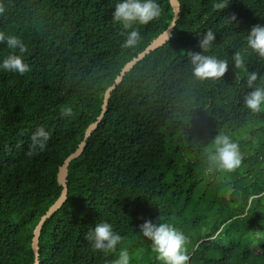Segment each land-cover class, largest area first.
I'll return each mask as SVG.
<instances>
[{
  "label": "trees",
  "instance_id": "obj_1",
  "mask_svg": "<svg viewBox=\"0 0 264 264\" xmlns=\"http://www.w3.org/2000/svg\"><path fill=\"white\" fill-rule=\"evenodd\" d=\"M166 44L150 52L111 91L106 112L67 168L65 202L38 237L39 264H112L122 248L130 264H159L139 234L145 220H168L187 239L186 264H264V111L242 107L247 74L264 87V59L244 35L264 24V0H178ZM115 0H0V32L26 45L23 75L0 71V264H33L32 232L61 192L58 169L99 115L105 90L121 68L171 23L160 16L135 25L125 46L112 19ZM235 19H232V17ZM212 30L206 55L228 60L218 79L193 76L188 52ZM240 52L245 70L234 69ZM8 49L0 44V57ZM71 107L62 117L60 109ZM49 133L43 152H29L36 128ZM227 134L240 145L239 169L207 171L206 151ZM113 225L116 250L85 239L95 223Z\"/></svg>",
  "mask_w": 264,
  "mask_h": 264
},
{
  "label": "clouds",
  "instance_id": "obj_2",
  "mask_svg": "<svg viewBox=\"0 0 264 264\" xmlns=\"http://www.w3.org/2000/svg\"><path fill=\"white\" fill-rule=\"evenodd\" d=\"M214 8L223 9L225 0H218ZM161 9L157 0H115L112 11L113 21L124 30V45L133 46L139 38L135 25H144L160 16ZM232 19H235L233 16ZM174 23V22H173ZM215 39L212 30H207L199 36V52H188L189 62L192 65V74L195 78L218 79L228 71V60L220 59L215 55L204 54L209 51ZM245 47L261 59H264V24L252 26L244 35ZM0 44L7 49V55L0 57V71L23 75L30 70L25 61L26 45L16 35L0 32ZM234 69L245 70V59L240 52H234L231 57ZM256 73L247 74L245 87L250 89L242 93V107L250 113L264 111V87L253 86ZM62 117L71 116V107L60 109ZM49 141V133L43 127H38L30 136L29 152H43ZM243 153L240 145L227 134L215 137L210 149L206 151L207 171H216L224 174L232 173L240 168ZM139 234L150 241L151 252L159 264H186L187 237L183 231L168 220H145L139 225ZM85 239L90 242L94 250L105 254L116 250L122 237L114 230L110 222L101 220L86 233ZM132 257L126 248L119 250L112 264H130Z\"/></svg>",
  "mask_w": 264,
  "mask_h": 264
},
{
  "label": "water",
  "instance_id": "obj_3",
  "mask_svg": "<svg viewBox=\"0 0 264 264\" xmlns=\"http://www.w3.org/2000/svg\"><path fill=\"white\" fill-rule=\"evenodd\" d=\"M170 4L172 6L173 10V17L171 20V23L168 25V27L159 34L155 39H153L143 51L137 54L136 57L131 59L129 62H127L120 70L119 74L116 76L113 84L109 86L103 95L101 110L99 115L96 117V120L89 124L87 128L84 131L83 138L81 142L78 144L76 150L71 153L67 158L63 161L61 166L58 169L57 173V181L58 184L61 186V192L59 197L55 200V202L47 209V211L39 218V221L35 225L33 232H32V239H31V249L33 252V264H39V252H38V237L41 232V228L44 224V222L50 218V216L56 212L60 206L65 202L66 200V194H67V186H66V177H67V168L69 163L77 158L83 151L87 139L90 137V135L94 132L99 122L102 120L104 113L106 112L108 99L110 96L111 91H113L116 86L121 82L123 76L129 72L133 66H135L139 61H141L146 55H148L150 52L160 48L164 44L167 43L169 38L171 37V33L173 31V28L175 26L176 21L179 18V12H180V4L178 0H169ZM174 22V23H173Z\"/></svg>",
  "mask_w": 264,
  "mask_h": 264
}]
</instances>
